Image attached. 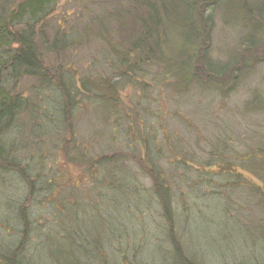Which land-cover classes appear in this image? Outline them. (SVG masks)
<instances>
[{"label": "rangeland", "instance_id": "obj_1", "mask_svg": "<svg viewBox=\"0 0 264 264\" xmlns=\"http://www.w3.org/2000/svg\"><path fill=\"white\" fill-rule=\"evenodd\" d=\"M129 2L143 0H58L47 26L37 20L45 44L81 42L64 56L41 48L54 81L0 76L4 99L27 102L0 125V264H264V15L250 31L226 2L199 8L214 23L192 32L198 53L167 16L150 22L168 60L206 51L227 67L222 92L181 93L167 66L126 56L149 14L130 20ZM203 60L183 78H205ZM149 167L169 186L171 217Z\"/></svg>", "mask_w": 264, "mask_h": 264}, {"label": "trees", "instance_id": "obj_2", "mask_svg": "<svg viewBox=\"0 0 264 264\" xmlns=\"http://www.w3.org/2000/svg\"><path fill=\"white\" fill-rule=\"evenodd\" d=\"M58 0H0V76L3 73L9 72L12 78L15 81L22 80L24 77H34L44 83L45 81L51 82V76H47L42 64L41 48H48L52 52L58 54V56H64L65 53L72 46H80L81 40L77 39V36L73 35V38H56L53 43L47 46L45 44V30L38 29V19L44 21L47 26L48 23L45 20L48 17V7L55 6ZM140 1V0H137ZM159 2H153L151 0H143L142 3L134 4L137 6L135 9L130 5V2L127 5L125 11L127 17L131 20L132 15L137 13L138 7L145 8L149 10V14L144 18H141V25L143 26V33L140 37L139 43L133 42L135 49L139 50L134 53L131 51H125L128 58L135 57L138 58L142 64L146 63L147 65L152 64L153 62H158L162 66H167L170 73L166 75H172L174 79L175 86L179 89V92L184 93L188 92L194 84L200 87L206 88H215L220 92L223 91V86L217 82L216 78L220 76L225 70L226 66H221L215 63L209 56L208 52L204 51L202 53L205 55L204 64L206 65V77L201 78L197 76V80L194 76L183 78L184 73L192 74L191 66L194 64L197 56L202 54H193L185 61L173 62L168 60V56L165 52V45L162 39L167 40L166 37H162L159 33V27L157 30L154 27V24L150 22L156 21L161 22L163 17H168L171 22L169 25L182 30L183 36L186 40H189V43L196 51L198 44L192 40L193 31L200 29V25H208L211 28L213 25V16H203L200 13V9H203V12H207L211 8L214 10L219 7L222 2L228 12H231L239 17H245L248 22V26L251 28L250 31L256 28L254 23L257 22L256 16L264 15V0H158ZM162 1V2H160ZM210 7V8H209ZM164 9V11L162 10ZM124 10V9H122ZM115 12L117 15L116 19L119 22H123L122 17L120 16V11ZM159 10L160 13L158 12ZM38 17V18H37ZM112 17V15H111ZM137 16H133L136 19ZM37 18V19H36ZM242 18V19H243ZM241 19V20H242ZM258 28V26H257ZM256 28V29H257ZM261 30V28H260ZM259 31V28L257 29ZM198 32V31H197ZM207 39H209L207 37ZM128 41V40H127ZM78 43V45L76 44ZM136 43V44H135ZM142 43V44H141ZM141 44V46H140ZM256 45L253 41H248V46ZM140 46V47H139ZM155 46V50L152 49ZM152 47V48H151ZM49 51V52H50ZM197 52V51H196ZM51 53V52H50ZM198 53V52H197ZM196 56V57H195ZM133 58V60H135ZM142 59V60H141ZM127 58H124L125 62ZM139 62L133 64V66H139ZM197 67V63H195ZM134 69V68H133ZM193 70V69H192ZM49 73V71H48ZM165 77V78H167ZM168 79V78H167ZM197 81V83H196ZM2 84H0V87ZM86 89V85H83ZM89 89V88H88ZM70 90V89H69ZM68 91V90H67ZM0 125L6 122L7 120L12 119L13 116H17L22 111L23 107H26V100L23 102H15V100L8 102L0 94ZM27 99L25 95L22 96V100ZM67 100V105L71 106L69 103L72 101L71 94L67 93L65 96ZM20 100V98L18 99ZM70 109V107H68ZM251 155H249L248 160H252L254 157L259 156L257 151L250 150ZM262 157V156H261ZM263 158V157H262ZM150 163V164H149ZM148 164L153 167L152 159L148 160ZM149 167L151 172L157 176L156 181L154 182V187L157 189V194L160 196L165 216L171 217V193L169 186L166 183V180L163 176L158 174L155 169ZM251 167V168H250ZM243 167L246 168L249 172H252V166ZM66 218V217H65ZM68 221V220H67ZM74 221L72 220L71 223ZM71 233L78 234V228L73 227ZM73 234V235H74ZM73 235L70 238L75 239L74 245L76 247H84V242H81V239L78 242V238H75ZM79 235V234H78ZM69 238V239H70ZM68 239V240H69ZM184 264H192L191 262H184ZM260 264V263H259Z\"/></svg>", "mask_w": 264, "mask_h": 264}]
</instances>
